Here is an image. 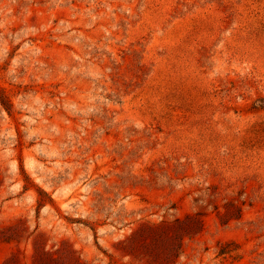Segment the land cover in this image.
<instances>
[{
    "label": "rangeland",
    "instance_id": "rangeland-1",
    "mask_svg": "<svg viewBox=\"0 0 264 264\" xmlns=\"http://www.w3.org/2000/svg\"><path fill=\"white\" fill-rule=\"evenodd\" d=\"M0 90V264H264V0H0Z\"/></svg>",
    "mask_w": 264,
    "mask_h": 264
},
{
    "label": "trees",
    "instance_id": "trees-1",
    "mask_svg": "<svg viewBox=\"0 0 264 264\" xmlns=\"http://www.w3.org/2000/svg\"><path fill=\"white\" fill-rule=\"evenodd\" d=\"M0 105L2 106V108L7 111L9 113V101L7 99V97L5 96L4 92L2 90H0ZM41 194L45 195L44 192H40ZM39 195V193H38Z\"/></svg>",
    "mask_w": 264,
    "mask_h": 264
}]
</instances>
